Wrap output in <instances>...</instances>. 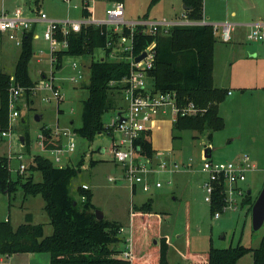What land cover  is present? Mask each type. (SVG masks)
I'll list each match as a JSON object with an SVG mask.
<instances>
[{"label": "rangeland", "instance_id": "1", "mask_svg": "<svg viewBox=\"0 0 264 264\" xmlns=\"http://www.w3.org/2000/svg\"><path fill=\"white\" fill-rule=\"evenodd\" d=\"M29 1L31 0H0V7L4 6L10 10L18 7L27 16L35 10L33 3L27 5ZM149 3L150 0H123L124 18L126 20H137L142 17L174 18L182 10L183 5L182 0H159L151 7ZM107 5L108 3L103 0H94L92 2L94 16L103 18ZM38 11L52 17L56 15L77 20L81 17V0H71L69 4L62 0H41ZM203 16L208 23L229 21L236 24L235 34L233 33L230 42L223 43L215 35V84L229 79L230 82L236 81L246 86H264V44L256 45L255 42L246 39L248 28L244 26L246 23L264 24V0H203ZM41 31L42 27H37L40 35ZM39 48H47V43L41 38L33 41V56L28 65L31 79L37 78L36 73L40 69L44 71L47 69V63L42 61L34 70L37 59L35 52ZM18 53L19 48L7 37L0 38L1 72L12 76ZM103 56L104 51L96 49L92 55L65 56L62 59L61 67L54 74L55 84L59 86L62 84V101L58 105L51 93L40 91L35 96L30 95L31 108L25 98L19 102L21 108H18L19 116L16 119L10 118L8 111L7 127L3 130H7L10 137L1 138L0 155L7 157L13 178L17 176L19 163L22 162L27 167L33 154L53 159L50 150H43L38 145L40 127L44 125L54 130L58 126V135L54 138L63 145L67 140L60 132L67 129L73 133V129L80 125L82 99L86 94L83 85L87 84L89 78L88 66L91 60ZM73 62L85 65L80 85H72L67 79L75 74L71 69ZM250 92L252 96L247 95L239 101V115L233 110V106L225 104L224 127L213 132L210 140H206L205 135L196 131H172L173 138H169L168 141L170 148L174 150L162 158L167 167L175 163L178 168L170 172L143 174V178L149 184L148 191H143L141 185H137L132 192L130 184L124 179L122 166L112 158L110 152L112 136L106 134V131L96 135L92 142H87L73 133L74 150L65 152L61 163L71 158L70 163L82 161V166L80 172L70 182V193L78 198L76 188L82 183L89 186L88 191L92 194L91 200L96 209L103 213V217L116 221L121 227L119 232L121 240L117 245L120 251L125 250L128 240L129 244L134 238L140 243L146 240V230L143 227L140 229L137 218L132 219L131 211L132 205H141L148 199L152 200V209L157 213L153 215L159 216L160 219L156 225H152V234L157 231L159 237L166 238L169 264H189L186 252H206L210 241L215 248H226L238 243L246 247H257L264 224L257 230L252 228L251 210L241 206L242 197L236 195L235 204L220 212L218 218H214L209 212V205L203 199L201 187L203 180L206 179V174L201 170V158L205 147L209 149L210 159L214 161H235L242 155L248 156L253 168L246 173L244 185L251 191L254 199L264 184V88ZM44 96H50V100H42ZM117 99L121 104V94L119 97L116 96ZM113 112L103 115L105 124L109 122ZM35 115H40L41 119L35 121ZM24 131H27L29 136L31 147L29 153L25 152ZM113 135L117 136L116 133ZM20 137L23 138L22 142L19 141ZM160 143L165 145L166 141L160 140ZM99 148H105L103 154L99 152ZM18 155L22 156L21 159L17 158ZM157 160H153L152 166ZM108 178L114 181H109ZM35 180H39L38 174ZM156 182L160 183V187H155ZM27 213L31 214L33 223L43 224L45 235L51 233L52 228L43 210V200L40 196L24 198L22 192L17 190L10 196L8 203L7 196L0 193V220L9 216L10 223L17 226L25 221ZM150 224L151 220L145 227ZM154 241L156 239H152V244ZM29 255L48 256L47 253ZM5 260L0 261V264H28L29 261L27 254L12 255L11 261ZM39 260L40 258H32L29 263L41 264ZM251 260V254L248 253L238 260V264H251Z\"/></svg>", "mask_w": 264, "mask_h": 264}, {"label": "trees", "instance_id": "2", "mask_svg": "<svg viewBox=\"0 0 264 264\" xmlns=\"http://www.w3.org/2000/svg\"><path fill=\"white\" fill-rule=\"evenodd\" d=\"M103 1L123 3V0ZM157 2L159 0H150L149 7ZM29 3L34 4L35 10H39L41 0H31ZM89 4L90 0H81V15L84 17L90 15L87 10ZM182 4L186 7L182 11L189 20L198 21L204 17L203 0H182ZM33 33L34 26L22 36L12 76L0 71V132L7 127L8 90L12 81L26 88L24 98L31 108L29 88L34 86V81L29 76L28 65L33 56ZM153 40L155 58L149 72L153 91H172L179 107L192 103L200 110L195 115H177L172 123V130L196 131L205 135L206 140H210L213 132L224 127L219 104L227 94L226 89L213 84L216 39L211 26H173L168 34L154 37L135 33L134 54H138ZM105 42L104 26L87 25L82 26L78 32H71L68 35L67 51L58 53L56 69L61 67L65 56L92 55L96 49L103 48ZM88 71V82L83 85L86 96L82 99L80 125L73 129V133L87 142H92L96 135L107 131L103 115L115 111L121 105L116 100V96L121 94L119 81L128 74L129 66L124 61L102 58L91 60ZM110 82L115 84L110 85ZM18 108H21L20 105ZM40 133L41 149L51 150L60 146L58 141L51 140V128L43 125ZM149 137L150 132H144L134 143L138 146L140 155L153 157ZM23 138L25 152L29 153L31 147L27 131H24ZM70 162L67 160L57 165L52 159L33 154L25 170L22 173L17 172V176L13 178L7 157L0 155V193L7 196L8 203L10 196L17 190L22 192L24 198L40 196L52 228L51 233L45 235L43 224L33 223L29 213L25 215V221L17 226H13L9 219L0 220V257L47 253L48 264H168L167 244L163 238H159L157 231L152 234V225H156L159 219V216L153 215L157 213L152 209V200L148 199L141 205H132L131 217L137 218L140 229L143 227L146 230V240L140 243L135 238L132 239V258L123 259L119 257L120 250L117 248L121 240L119 224L105 217L96 219V207L88 189L77 187L78 198L70 193V182L80 172L82 161L75 164ZM91 162L93 165L94 162ZM36 174L39 175V180H35ZM221 191L222 188L217 189L213 194L209 205L211 216L221 211L225 205ZM253 202L251 191L250 194L246 192L241 206L251 210ZM150 220V226L145 227ZM152 239H156L153 244ZM248 253L251 254L252 264H264V230L255 248L240 243L226 248H215L210 241L206 252L187 251L186 257L189 264H236Z\"/></svg>", "mask_w": 264, "mask_h": 264}, {"label": "built area", "instance_id": "3", "mask_svg": "<svg viewBox=\"0 0 264 264\" xmlns=\"http://www.w3.org/2000/svg\"><path fill=\"white\" fill-rule=\"evenodd\" d=\"M69 4L71 0H62ZM87 6L90 15L81 17L77 20L69 18L57 19L51 18L45 12L34 10L27 16L24 15L22 9L16 7L12 10L1 6L0 7V34L7 37L11 43L19 48L21 45L22 36L25 32L34 26L32 35L33 41L41 38L47 43V48H39L35 54L37 63L45 61L47 69L37 70V75L34 81V86L29 88L31 95L35 96L40 91H47L56 100L57 105L62 101L61 86L55 84L54 74L56 69L58 53L67 51L69 47L68 35L71 32H78L82 26L96 25L104 26L106 31V42L103 48L102 58H107L112 61H124L129 66V72L120 81L121 86V105L113 112V116L108 123H104L107 133L112 136L111 149L113 160L122 166L124 179L130 184L132 192L137 185H141L143 191H148L149 184L143 178V174L149 172H164L174 171L178 165L173 163L170 167L162 157L158 158L155 165L152 166V157L142 156L138 153L134 141L144 132H150V123L159 115L169 111L172 116V121L177 115H195L200 110L192 103L186 106L179 107L176 104V95L174 92H155L152 87V80L149 72L153 68L155 58V43L154 40L145 46L138 54H134V38L135 33L154 37L156 35H166L173 26L179 25H209L211 26L214 35H217L221 42H229L232 38V32L235 25L229 21L208 23L203 17L201 20H189L185 13H182L173 19H148L146 17L137 20H126L124 18V7L122 2L108 3L104 9V17L96 18L93 14V6ZM76 8V5L73 6ZM42 27L41 35L37 32V27ZM246 39L257 42L264 40V24L251 23L246 34ZM144 52V56L135 61V58ZM100 58V59H102ZM85 65L71 63V69L75 72L68 79L72 85H80L83 80V69ZM115 82H110L114 85ZM25 87L20 86L13 81L8 90V111L10 118L16 119L19 116L18 105L24 99ZM42 100H50V96H44ZM59 127L56 126L52 130L51 139L58 135ZM7 130L0 132L1 138H9ZM116 133L117 136L113 134ZM67 142L54 149H51L53 154V162L60 164L62 155L65 152L74 150L75 143L73 133L67 129L60 132ZM38 145L42 144V135L38 134ZM208 149V148H207ZM209 153V149H208ZM18 155L17 158L21 159ZM202 159V172L206 174V179L202 185L203 199L210 205L213 200V194L217 189L222 188L223 201L225 205L222 210L213 214L214 218L219 217V213L226 208L235 204L234 197L236 195L242 198L247 192L244 185L246 181V173L253 168L250 164L247 155H242L235 161H214L209 157ZM26 166L22 162L19 163L17 172L22 173ZM109 181H114L108 178ZM82 189H88L87 185H81ZM155 187H160V183L156 182ZM84 197H81L83 200ZM235 207V206H234ZM120 256L123 259L130 260L132 258L131 244L126 245L125 250L120 251ZM6 257V256H5Z\"/></svg>", "mask_w": 264, "mask_h": 264}, {"label": "crops", "instance_id": "4", "mask_svg": "<svg viewBox=\"0 0 264 264\" xmlns=\"http://www.w3.org/2000/svg\"><path fill=\"white\" fill-rule=\"evenodd\" d=\"M27 5H30V3L28 2ZM183 10V9H182ZM182 10L175 16V17H178L181 13H182ZM93 13H94V9H93ZM51 18H57V19H64V18H68V17H52V16H49ZM174 17V18H175ZM164 18V17H163ZM207 18V17H206ZM153 19L155 20H159V19H162L161 17H154ZM169 19H173V18H169ZM234 24V23H233ZM249 24L251 23H246L244 24V26H246L248 29H249ZM235 25V28L232 32V38L231 40L233 39V35L235 34V31H236V24ZM247 29V31H248ZM234 33V34H233ZM245 36V35H244ZM1 39L3 38V35L0 36ZM246 37V36H245ZM230 40V41H231ZM220 41V40H219ZM229 41V42H230ZM237 41V40H236ZM225 43V42H223ZM228 43V42H227ZM260 44H264V40L262 41H258V42H255L256 45H259ZM255 53V52H253ZM215 58H214V70H213V84L214 86L218 87V88H224L227 90V94H226V98L224 99L223 102H221L219 104V114L221 115V117L223 118V120L226 122V118H225V115H226V111L225 109H223L225 107V104H228L229 106H233V110H236V114L239 115L240 112L238 111V105H239V101L241 100L242 97H245L247 95H251L252 93L250 91H253L255 92V90L257 89H262L264 88V86H261V87H258L256 85L254 86H246L244 85L243 83H239V82H236V81H233V82H230V80H221L219 83L217 82V84H215ZM41 63H37L35 61V67H34V70L36 68H38L40 66ZM258 92V91H256ZM252 96V95H251ZM237 109H236V107ZM166 116V117H165ZM172 116H171V113L169 111H167L166 113L164 114H161L159 115L158 117H156L151 123H150V141H151V147H152V150L154 152V155L152 157V159H158L160 157H165L166 155H168L171 151H173L174 149L170 148V141H168L169 138H173L172 136ZM162 138V139H161ZM53 142L54 141H58L56 139H51ZM160 140H164L166 141V144L165 145H162L160 143ZM99 152L101 154L104 153L105 151V148H99L98 149ZM210 152V151H209ZM209 158H210V153H209ZM68 160H71V158H68ZM92 160V158H91ZM93 161V160H92ZM94 164V163H93ZM84 167L86 165H83ZM204 183V180L201 184V187ZM81 185H87V184H84L82 183ZM80 185V186H81ZM88 186V185H87ZM89 188V186H88ZM252 195V194H251ZM253 197V196H252ZM9 217V216H8ZM5 218L3 220H6V219H9V218ZM106 218V217H105ZM10 220V219H9ZM121 230V229H120ZM159 238H163L165 243L167 244V240L165 237H159ZM41 254V253H40ZM28 264H30L29 262L31 261L32 258H40L39 262L41 264H48L49 263V255H45L44 257H34L36 255H31L32 257H30V255L28 254ZM7 259V260H10L12 259V256H8V257H4V256H1L0 257V261L1 262H4V260ZM168 260V259H167ZM6 262V260H5ZM168 264H169V261H168ZM238 264V261L237 263ZM251 264H252V260H251Z\"/></svg>", "mask_w": 264, "mask_h": 264}, {"label": "water", "instance_id": "5", "mask_svg": "<svg viewBox=\"0 0 264 264\" xmlns=\"http://www.w3.org/2000/svg\"><path fill=\"white\" fill-rule=\"evenodd\" d=\"M28 3V2H27ZM182 9L186 10V7L182 5ZM144 56V52L138 55L135 58V61H139ZM86 94L84 95V97ZM35 121H39L41 119L40 115L34 116ZM19 141L22 142L23 138L20 137ZM138 151V148H136ZM204 157H209L208 149L204 148ZM247 194H250V190H247ZM96 219L100 220L103 218V213L98 209L95 210ZM251 224L254 230L259 229L264 224V184L262 185L257 197H255L254 202L251 206ZM156 241H154L155 243Z\"/></svg>", "mask_w": 264, "mask_h": 264}]
</instances>
